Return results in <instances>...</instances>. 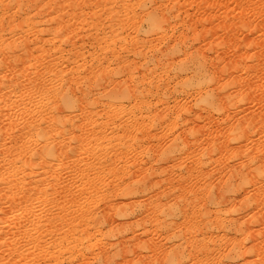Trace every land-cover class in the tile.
Segmentation results:
<instances>
[{
	"label": "rangeland",
	"instance_id": "1",
	"mask_svg": "<svg viewBox=\"0 0 264 264\" xmlns=\"http://www.w3.org/2000/svg\"><path fill=\"white\" fill-rule=\"evenodd\" d=\"M0 49V264H264V0H0Z\"/></svg>",
	"mask_w": 264,
	"mask_h": 264
},
{
	"label": "bare ground",
	"instance_id": "2",
	"mask_svg": "<svg viewBox=\"0 0 264 264\" xmlns=\"http://www.w3.org/2000/svg\"><path fill=\"white\" fill-rule=\"evenodd\" d=\"M144 14H145V13H144ZM152 14H154V13H152V12L149 11V12H147V14H145V15H146L147 17L151 18V17H152ZM163 17H164V16H163ZM159 19H160V18H159ZM163 19H164V18H163ZM153 20H154V19H153ZM161 20H162V19H161ZM164 20H165V19H164ZM164 20H163V21H164ZM156 21H157V20H154V22H156ZM158 22L160 23L161 21H158ZM156 23H157V22H156ZM157 24H158V23H157ZM151 25H152V24H151ZM12 40H13V39H12ZM22 41H23V40H22ZM1 44H2V43H1ZM5 44H6V42H5ZM12 44H13V43H12ZM22 44H24V43H22ZM35 44H36V43H35ZM6 45H7V44H6ZM36 45H37V44H36ZM24 46H25V44H24ZM24 46H23V47H24ZM59 46H60V45H59ZM59 46H58V47H59ZM4 47H5V46H4ZM1 48H2V47H1ZM6 48H7V47H6ZM31 48H32V47H31ZM23 49H24V48H23ZM34 49H35V47H34ZM24 50H25V49H24ZM56 50H57V49H56ZM3 51H4V50H3ZM3 51L0 49V53H2ZM25 52H26V51H25ZM174 52H175V51H174ZM23 53H24V51H23ZM139 53H140V52H139ZM173 54H174V53H173ZM27 55H28V54H27ZM140 55L142 56V54H140ZM13 56H14V55H13ZM53 56H54V55H53ZM56 57H57V56H56ZM56 57H55V58H56ZM118 57H121V56H118ZM166 57H167V56H166ZM5 58H6V57H5ZM168 58H169V57H168ZM10 59H11V58H10ZM13 59H14V58H13ZM13 59H12V60H13ZM27 59H28V58H27ZM7 60H8V59H7ZM12 60H11L10 62H13V63L16 64L17 61H18L19 59H17V61H15V62L12 61ZM14 60H15V59H14ZM56 60H57V58H56ZM2 61H3L4 63H3ZM19 61H20V60H19ZM19 61H18V63H19ZM21 61H22V60H21ZM50 61H51V60H50ZM53 61H55V60H53ZM68 61H69V60H68ZM193 61H194V60H193ZM0 62H1V64L3 63L2 65H4V64H8V65H10L9 67H11V69H12V68L15 69L14 67H12L13 64L6 63V60H3V59H2V60H0ZM7 62H9V61H7ZM45 62H46V61H45ZM186 62H188V61H186ZM191 62H192V60H191L189 63H191ZM70 63H72V62H70ZM73 63H74V62H73ZM76 63H77V62H76ZM180 63H182V62H180ZM195 63H196V62H195ZM199 63H201V62H198V66L195 64L194 67H193V66H192V67H191V66H188L189 64L186 65V66H185V64H181V67H180V68H182V70L185 69V72H187L188 70H189V71L191 70V71H193L194 73H201V72H202L201 70H202L203 67H201V65H200ZM204 63H205V61H204ZM193 64H194V63H192L191 65H193ZM11 65H12V66H11ZM16 65H17V64H16ZM55 65H56V64H55ZM199 65H200V66H199ZM203 65H204V64H203ZM203 65H202V66H203ZM6 66H7V65H5L4 67H6ZM46 66L48 67V65H46ZM1 67L3 68V66H1ZM1 67H0V68H1ZM9 67H8V68H9ZM17 67H18V66H17ZM40 67H41V66H40ZM55 67H56V66H55ZM208 67H209V66H208ZM6 68H7V67H6ZM69 68H70V67H69ZM81 68H82V67H81ZM180 68H179V70H181ZM13 69H12V71H13ZM70 69H71V68H70ZM43 70H44V69H43ZM57 70H58V68H57ZM76 70H77V69H76ZM78 70H79V69H78ZM186 70H187V71H186ZM206 70H207V69H206ZM6 71H7V70H6ZM10 71H11V70H10ZM15 71H16V70H15ZM71 71H72V69H71ZM52 72H53V71H52ZM61 72H62V71H61ZM179 72H180V71H179ZM183 72H184V71H183ZM203 72H205L204 69H203ZM203 72H202V74H203ZM206 72H207V71H206ZM41 73H43V72H41ZM41 73H40V74H41ZM48 73H49V72H48ZM54 73H55V72H54ZM43 74H44V73H43ZM50 74H52V73H50ZM61 74H62V73H61ZM75 74H76V73H75ZM205 74H206V73H204V76H205ZM3 75H4V74H3ZM8 75H9V74H8ZM45 75H46V74H45ZM64 75H65V74H64ZM197 75H198V74H197ZM200 75H201V74H200ZM200 75H199V77H200ZM11 76H12V75H11ZM32 76H33V75H32ZM36 76H37V75H36ZM53 76H55V75H53ZM75 76H76V75H75ZM201 76H202V75H201ZM25 77H26V76H25ZM42 77H43V76H42ZM66 77H67V76H66ZM68 77H69V76H68ZM72 77H73V76H72ZM12 78H13V77H12ZM59 78H60V77H59ZM62 78H63V77H62ZM36 79H37V78H35L34 81L30 80L29 83H30V84H33V83H34L33 86H35V89L37 88L36 90H38V89L41 87V84L39 83V81H38L37 83H35ZM60 79H61V78H60ZM5 80H6V79H5ZM39 80H41V79H39ZM43 80H44V79H43ZM56 80H57V79H56ZM61 80H62V79H61ZM11 81H12V80H11ZM11 81H10V82H11ZM15 81H17V80H15ZM23 81H24V80H23ZM68 81H69V80H68ZM74 81H75V80H74ZM74 81H73V83H74ZM21 82H22V81H21ZM42 82H43V81H42ZM50 82H52V81L50 80ZM50 82H49V83H50ZM1 83H2V82H1ZM6 83H7V82H6ZM16 83H18V82H16ZM16 83H15V84H16ZM38 83L40 84V87H39V84H38ZM21 84H22V83H21ZM43 84H44V86H46V85H45L46 82H44ZM7 85H8V84H7ZM16 85L19 86V84H16ZM48 85H49V84H48ZM3 86H5V84H4ZM18 86H17V87H18ZM52 86H53V85H52ZM54 86H55V85H54ZM61 86H62V85H61ZM70 86H71V85H70ZM101 86H102V85H101ZM10 87H11V86H10ZM71 87H72V86H71ZM71 87H69V90H70ZM74 87H75V86H74ZM121 87H122V86H121ZM3 88H5V87H3ZM47 88H48V87H47ZM50 88L52 89V87H50ZM59 88H60V87H59ZM66 88H67V89H66ZM66 88H65V91H64L65 93L63 92V93H64V96L62 97V95H61L62 100H63V101H62V104H61V105L58 104V105H60V107H58L57 109H55V106H54V108H53L54 111L51 110V112H50V110H48V111L46 110L48 114H50V113H52V112H55V113L57 112L56 114H58V113H63V112L65 111V108H66V107H67V108H68V107L70 108V106H71V107L73 106V105H72V100H71V97H72V96H70L71 93H69V92H72V91H69V90H68V87H66ZM156 88L159 89L160 86H158V87H156ZM161 88H163V87H161ZM161 88H160V89H161ZM10 89H11V88H10ZM28 89H29V88H28ZM32 89H33V88H32ZM35 89H34V90H35ZM42 89H43V88H42ZM63 89H64V88H63ZM76 89H77V88H76ZM126 89H127V90L124 89L125 91H122V90H121V92H123V93L125 92V95H126V92L129 91L128 88H126ZM150 89H151V88H150ZM150 89H149V90H150ZM158 89H155V91L157 92ZM26 90H27V89H26ZM61 90H62V89H61ZM61 90H60V91L58 90V91L60 92V94H61ZM2 91H3V90H2ZM11 91H12V90H11ZM20 91H21V90H20ZM130 91H131V90H130ZM133 91H134V90H133ZM151 91H152V90H151ZM151 91H149V92H150V93H153V91H152V92H151ZM161 91H162V90H161ZM32 92H33V91H30V93H27V94H31V95H32ZM35 92H36V91H35ZM42 92H44V89H43ZM42 92H41V94H42ZM50 92H51V91H50ZM56 92H57V91H56ZM77 92H78V91H77ZM81 92H82V91H81ZM214 92H215V91H214ZM23 93H25V91H24ZM36 93H37V92H36ZM57 93H58V92H57ZM57 93L54 92V96H55V94H57ZM109 93H113V92L109 91ZM145 93H146V92H145ZM157 93H158V92H157ZM209 93H211V92H209ZM218 93H219V92H218ZM5 94H6V93H5ZM39 94H40V92H39ZM39 94H38V95H39ZM44 94H45V93H44ZM60 94H57V96L60 95ZM72 94H73V93H72ZM86 94H87V93H86ZM86 94H85V95H86ZM128 94H129V93H128ZM147 94H148V93H147ZM212 94H213V91H212ZM212 94H211V96H212ZM216 94H217V93H216ZM16 95H17V94H16ZM52 95H53V91H52ZM73 95H74V94H73ZM111 95H112V94H111ZM116 95H117V94H116ZM157 95H158V94H157ZM161 95H162V94H161ZM28 96H29V95H28ZM36 96H37V95H36ZM40 96H41V95H40ZM44 96H45V95H44ZM75 96H76V95H75ZM121 96H122V95H121ZM221 96H222V95H221ZM23 97L25 98L24 95H23ZM55 97H56V96H55ZM58 97H59V96H58ZM61 97H60V98H57V100L59 99V102L61 101V100H60ZM85 97H86V96H85ZM124 97H125V96H124ZM212 97H213V96H212ZM24 98H23V99H24ZM26 98H28V100L30 101V99L33 100L34 97L32 96V98H30V99H29V97H26ZM73 98H75V97H73ZM76 98H77V97H76ZM91 98H92V97H91ZM220 98H221V97H220ZM5 99H6V97H5ZM19 99H20V97H19ZM34 99H35V98H34ZM39 99H40V97H39ZM42 99H44V97H43ZM49 99H50V98H49ZM54 99H55V98H54ZM116 99H118V98H116ZM52 100H53V98H52ZM52 100H51V101H52ZM57 100H56V101H57ZM96 100H97V99H96ZM0 101H1V100H0ZM14 101H15V100H14ZM18 101L20 102V100H18ZM46 101H47V100H46ZM53 101H54V100H53ZM74 101H75V99H74ZM74 101H73V103H74ZM90 101H91V100H90ZM92 101H93V100H92ZM221 101H222V100H221ZM5 102H6V101H5ZM16 102H17V101H16ZM19 102H18V103H19ZM26 102H27V101H26ZM32 102H33V101H32ZM44 102H45V101H44ZM47 102L49 103V101H47ZM79 102H80V101H79ZM12 103H13V102H12ZM18 103H17V104H18ZM22 103H24L23 100H21V102L19 103V105L22 104ZM27 103H28V102H27ZM36 103H37V102H36ZM57 103H58V102H57ZM60 103H61V102H60ZM75 103H76V101H75ZM139 103H140V102H139ZM17 104H16V105H17ZM25 104H26V103H25ZM31 104H32V103H31ZM33 104H34V103H33ZM49 104H50V103H49ZM77 104H79V103L77 102ZM88 104H89V103H88ZM9 105H10V104H9ZM19 105H18V106H19ZM23 105H24V104H22V106H23ZM37 105H38V104H37ZM41 106H42V105H41ZM51 106H52V105H51ZM51 106H50V109H51ZM9 107H10V106H9ZM26 107H27V106L25 105L24 108H26ZM56 107H57V105H56ZM20 108H21V107H20ZM22 108H23V107H22ZM43 108H44V107H43ZM73 108H74V106H73ZM77 108H78V107H77ZM91 108H92V106H91ZM11 109H12V108H11ZM13 109H14V108H13ZM39 109H40V107H39ZM67 110H68V109H67ZM70 110H71V109H70ZM139 110H140V109H139ZM141 110H142V109H141ZM0 111H1V110H0ZM28 111H29V110H28ZM31 111H32V109H31ZM34 111L36 112V110H34ZM42 111H43V110H42ZM42 111H41V112H42ZM8 112H9V111H8ZM131 112H132V111H131ZM140 112H141V111H140ZM1 113H2V112H1ZM47 113H42V114L38 113V114H40V115H38V114H32V115H31L32 118L29 120V123H28V121L26 122L27 124H29L30 127L27 126V128L29 127L30 130H31L32 127H33V129H34V128H35V129H38V128L40 129V135H42L41 133H43V138H42V136H41V137L39 136V137L41 138L42 141H43L44 139L46 140V138H47V136H46L47 132H49V131L53 128V126H55V123H54L53 126H47V123H46V125L44 124V122L46 121V119H45V121H44V116H46L45 114H47ZM55 113H54V114H55ZM64 113H65V112H64ZM11 114H12V113H11ZM25 114H26V113H25ZM27 114H29V113H27ZM48 114H47V115H48ZM52 114H53V113H52ZM15 115H16V114H15ZM29 115H30V114H29ZM29 115H28V116H29ZM43 115H44V116H43ZM59 115H60V114H59ZM73 115H74V114H73ZM137 115H138V114H137ZM3 116H4V115H3ZM23 116H24V114H23ZM31 116H30V117H31ZM50 116H51V115H50ZM60 116H61V115H60ZM135 116H136V115H135ZM153 116H154V115H153ZM157 116H158V115H157ZM4 117H5V116H4ZM42 117H43V118H42ZM46 117H47V116H46ZM64 117H65V116H64ZM64 117L62 118L63 120H60V121L58 122V124L56 123L57 126H55V127H58V126H60V127H65L66 124L63 122V121H65V118H64ZM74 117H75V115H74ZM2 118H3V117H2ZM14 118H15V117H14ZM20 118H21V117H20ZM47 118H48V117H47ZM67 118H68V117H67ZM67 118H66V119H67ZM72 118H73V117H72ZM91 118H92V117H91ZM139 118H140V117H139ZM142 118H143V117H142ZM156 118H157V117H156ZM158 118H159V117H158ZM0 119H1V118H0ZM4 119H5V118H4ZM6 119H7V118H6ZM26 119H27V118H26ZM55 119H56V118H55ZM88 119H89V118H88ZM153 119H154V118H153ZM18 120H19V119H18ZM47 120H48V119H47ZM75 120H76V119H75ZM85 120H86V119H85ZM136 120H138V119H136ZM136 120H135V121H136ZM5 121H6V120H5ZM55 121H56V120H55ZM66 121H69V120L67 119ZM70 121H71V120H70ZM78 121H79V120H78ZM86 121H87V120H86ZM86 121H85V123H86ZM89 121H90V120H89ZM89 121H88V122H89ZM94 121H95V120H94ZM106 121H107V120H106ZM130 121H131V120H130ZM142 121H144V119H143ZM7 122H8V121H7ZM19 122H20V121H19ZM46 122H47V121H46ZM92 122H93V121H92ZM107 122H108V121H107ZM156 122H158V121H156ZM9 123H10V122H9ZM66 123H67V122H66ZM105 123H106V122H105ZM123 123H124V122H123ZM126 123H127V122H126ZM128 123H129V122H128ZM131 123H132V122H131ZM139 123H140V122H138V124H139ZM14 124H15V123H14ZM16 124H17V123H16ZM24 124H25V123H24ZM24 124H23V125H24ZM43 124H44L45 126H43ZM68 124H69V123H67V125H68ZM72 124H73V123H72ZM82 124H83V123H82ZM87 124H89V123H87ZM91 124H92V123H91ZM96 124H97V123H96ZM111 124H112V123H111ZM134 124H135V123H134ZM143 124H144V122H143ZM11 125H12V124H11ZM48 125H49V124H48ZM51 125H52V124H51ZM77 125H79V124H77ZM123 125H125V124H123ZM140 125H141V124H140ZM89 126H90V124H89ZM98 126H99V125H98ZM106 126H107V125H106ZM129 126H130V125H129ZM79 127H80V126H79ZM84 127H85V126H84ZM84 127L82 126L81 128L84 129ZM95 127H97V126H95ZM127 127H128V126H126V128H127ZM139 127H140V126H139ZM139 127L137 126V128H139ZM7 128H8V127H7ZM13 128H14V127H13ZM65 128H66V127H65ZM65 128H64V129H65ZM87 128H88V127H87ZM97 128H98V127H97ZM99 128H100V127H99ZM110 128H111V127H110ZM114 128H115V127H114ZM114 128H113V129H114ZM124 128H125V127H124ZM130 128H131V127H130ZM135 128H136V127H135ZM135 128L133 129L134 131H136ZM140 128H141V127H140ZM55 129H56V128H55ZM79 129H80V128H79ZM83 129H80V130H83ZM85 129H86V127H85ZM131 129H132V128H131ZM23 130H24V129H23ZM52 130H53V129H52ZM52 130H51V131H52ZM58 130H59V129H58ZM80 130H79V131H80ZM87 130H88V129H87ZM102 130H103V129H102ZM127 130H129V129H127ZM127 130H126V132H127ZM24 131H25V130H24ZM51 131H50V132H51ZM66 131H67V130H66ZM68 131H69V130H68ZM96 131H99V130L96 129ZM117 131H118V130H117ZM124 131H125V130H124ZM129 131H130V130H129ZM131 131H132V130H131ZM137 131H140V129L137 130ZM30 132H32V131H30ZM30 132H29V133H30ZM0 133H1V132H0ZM5 133H7V132L5 131ZM5 133H4V134H5ZM21 133H22V132H21ZM56 133H57V132H56ZM56 133H55V134H56ZM61 133H62V132H61ZM64 133H65V132H64ZM64 133H62V134H64ZM85 133H86V132H85ZM98 133H99V132H98ZM98 133H97V134H98ZM101 133H102V132H101ZM129 133H130V132H129ZM139 133H140V132H139ZM143 133H144V132H143ZM22 134H23V133H22ZM49 134H50V133H49ZM82 134H83V133H82ZM93 134H94V133H93ZM19 135H20V134H19ZM58 135H59V133H58ZM58 135H57V136H58ZM78 135H79V134H78ZM99 135H100V133H99ZM128 135H129V134H128ZM55 136H56V135H55ZM60 136H61V135H60ZM86 136H87V135H86ZM130 136H131V133H130ZM11 137H12V136H11ZM22 137H23V136H22ZM48 137H49V136H48ZM65 137H66V136H65ZM67 137H68V136H67ZM67 137H66V138H67ZM58 138H59V137H58ZM85 138H86V137H85ZM87 138H88V137H87ZM14 139L16 140L15 137L12 138V140H14ZM29 139H30V138H29ZM48 139H50V138H47V141H46V142L49 141ZM53 139H54V138H53ZM98 139H99V138H98ZM22 140H23V139H22ZM36 140H37V139H36ZM95 140H96V139H95ZM26 141H27V140H25V143H26ZM28 141H29V140H28ZM30 141H31V140H30ZM30 141H29V142H30ZM39 141H40V140H39ZM14 142H15V141H14ZM29 142H27V143H29ZM60 142H62V141H60ZM63 142H64V141H63ZM67 142H68V141H67ZM81 142H82V141H81ZM15 143H16V142H15ZM25 143H24V144H25ZM43 143H44V142H43ZM48 143H51V142L49 141ZM48 143H47V144H48ZM65 143H66V141H65ZM120 143H121V142H120ZM123 143H124V142H123ZM52 144H53V143H52ZM52 144H51V146H48V147H49V150H50V151H49V150H48V151L51 152V153H52V152L55 153V152L57 151V147L53 146ZM56 144H57V143H56ZM62 144H63V143H62ZM79 144H80V143H79ZM45 145H46V143H45ZM48 145H49V144H48ZM63 145H64V144H63ZM69 145H70V144H68V146H69ZM80 145H81V144H80ZM211 145L213 146V144H211ZM214 145H215V147L217 148V145H216V144H214ZM218 145H219V144H218ZM20 146H21V144H20ZM23 146H24V145H23ZM27 146H28V145H27ZM59 146H60V145H59ZM220 146H221V145H220ZM34 147H35V146H34ZM38 147H39V146H38ZM46 147H47V146H46ZM60 147H61V146H60ZM26 148H27V147H26ZM44 148H45V146H44ZM61 148H62V147H61ZM68 148H69V147H68ZM123 148H124V146H123ZM213 148H214V147H212L211 149H213ZM19 149H21V148H19ZM27 149H28V148H27ZM27 149H26V150H27ZM74 149H75V148H74ZM46 150H47V149H46ZM59 150H60V148H59ZM59 150H58V151H59ZM64 150H66V149H64ZM114 150H115V149H114ZM218 150H219V149H218ZM14 151H15V150H14ZM11 152H12V151H11ZM27 152H28V151H27ZM29 152H30V151H29ZM49 152H48V153H49ZM60 152H61V151H60ZM65 152H66V151H65ZM72 152H73V150H72ZM116 152H117V151H116ZM3 153H4V152H3ZM9 153H10V152H9ZM16 153H17V152H16ZM20 153H21V152H20ZM14 154H15V153H14ZM114 154H115V153H114ZM15 155H16V154H15ZM20 155H21V154H19V156H20ZM51 155H53V154H51ZM55 155H56V154H55ZM6 156H7V155H6ZM9 156H10V155H9ZM17 156H18V155H17ZM19 156H18V157H19ZM30 156H31V155H30ZM42 156H43V155H42ZM56 156H57V155H56ZM56 156H54V157H56ZM96 156H97V155H96ZM43 157H44V156H43ZM105 157H106V156H105ZM4 158H5V156H4ZM95 158H96V157H95ZM97 158H98V157H97ZM11 159H13V158H11ZM46 159H47V158H46ZM46 159H45V160H46ZM105 159H106V158H105ZM45 160H44V161H45ZM2 161H3V160H2ZM11 161H13V160H11ZM11 161H10V163H12V164L9 165L8 168H9L10 166L13 165V162H14V161H13V162H11ZM18 161H19V160H18ZM92 161H93V160H92ZM94 161H95V160H94ZM96 161H97V160H96ZM99 161H100V160H99ZM101 161H102V160H101ZM7 162H8V161H7ZM16 162H17V161H16ZM27 162H28V160H27ZM46 162H47V161H46ZM14 163H15V162H14ZM42 163H43V162H42ZM97 163H99V162L97 161ZM107 163H108V162H107ZM107 163H105V164L107 165ZM4 164H5V163H4ZM7 164H8V163H7ZM34 164H35V163H34ZM101 164H102V163H101ZM27 165H28V164H27ZM94 165H95V164H94ZM94 165H93V166H94ZM96 165H97V164H96ZM1 166H2V165H1ZM13 166H14V165H13ZM28 166H29V165H28ZM30 166H31V165H30ZM33 166H34V165H32V167H33ZM35 166H37V165H35ZM90 166H91V165H90ZM104 166H105V165H104ZM6 167H7V166H6ZM32 167H31V168H32ZM45 167H46V166H45ZM88 167H89V166H88ZM96 167H97V166H96ZM1 168H2V167H1ZM4 168H5V167H4ZM4 168H3V169H4ZM29 168H30V167H29ZM34 168H35V167H34ZM92 168H93V167H92ZM84 169H86V168H84ZM1 170H2V169H1ZM9 170H10V169H8V171H9ZM23 170H26V169H23ZM40 170H41V169H40ZM191 170H192V169H191ZM5 171H6V170H5ZM8 171H7V172H8ZM86 171H87V170H86ZM89 171H90V170H89ZM115 171H116V170H115ZM118 171H119V170H118ZM118 171H116V172H118ZM3 172H4V171H3ZM18 172H19V171H18ZM22 172H23V171H22ZM31 172H32V171H31ZM10 173H11V172H10ZM15 173H16V172H14V174H15ZM19 174H20V173H19ZM19 174H18V175H19ZM24 174H25V173H24ZM24 174H23V175H24ZM55 175H56V174H55ZM55 175H54V176H55ZM200 175H201V174H200ZM7 176H8V175H7ZM19 176H20V175H19ZM21 176H22V175H21ZM29 176H30V175H29ZM0 177H1V176H0ZM6 178H9V177H6ZM56 178H57V176H56ZM0 179L2 180V177H1ZM3 179H4V178H3ZM15 179H16V178H15ZM18 179H20V178H18ZM18 179H17V180H18ZM7 180H8V179H7ZM44 182H45V181H44ZM10 183H11V182H10ZM18 183H19V181H18ZM146 184H147V183H146ZM43 185H44V184H43ZM45 185H46V184H45ZM55 185H56V184H55ZM139 185H140V183H139ZM139 185H138V186H139ZM36 186H37V185H36ZM42 187H43V186H42ZM61 187H62V186H61ZM142 187H143V186H142ZM226 187H227V186H226ZM226 187H225V188H226ZM124 188H125V186H124ZM127 188H128V187H127ZM57 189L59 190V188H57ZM125 189H126V188H125ZM130 189H131V188H130ZM227 189H228V188H227ZM115 190H116V189H115ZM123 191H125V190L123 189ZM224 191L226 192V190H224ZM114 192H115V191H114ZM128 192H129V191H128ZM124 193H125V192H124ZM124 193H123V194H124ZM129 193H130V192H129ZM160 193H161V192H160ZM95 194H96V193H95ZM226 194H227V193H226ZM154 195H155V194H154ZM159 195H160V194H159ZM156 197H157V196H156ZM121 205H122V204H121ZM118 207H119V206H118ZM111 208H112V207H111ZM88 212H89V211H88ZM84 213H85V212H84ZM123 215H124V214H123ZM79 216H80V215H79ZM84 216H85V215H84ZM89 218H91V217L89 216ZM92 218H93V216H92ZM156 218H157V217H156ZM84 219H85V218H84ZM84 219H83V220H84ZM142 219H143V218H142ZM154 220H155V219H154ZM86 222H87V221H86ZM139 222H140V221H139ZM84 224H85V223H84ZM85 225H86V224H85ZM130 225H131V224H130ZM131 226H132V225H131ZM139 226H140V225H139ZM150 242H151V241H150ZM153 242H154V241H153ZM143 243H144V241H143ZM144 244H145V243H144ZM151 244H152V242H151ZM112 247H113V246H112ZM123 248H124V247H123ZM193 248H194V247H193ZM179 249H180V248H179ZM179 249H178V250H179ZM118 251H119V250H118ZM99 252H100V251H99ZM104 252H105V251H104ZM180 252H181V251H180ZM183 252H185V251H183ZM90 253H91V252H90ZM177 253H178V252H177ZM177 253H175V254H177ZM189 253H190V252H189ZM95 254H96V253H95ZM113 254H114V253H113ZM178 254H179V253H178ZM173 259H174V258H173ZM173 261H174V260H173ZM139 262H140V261H139Z\"/></svg>",
	"mask_w": 264,
	"mask_h": 264
}]
</instances>
